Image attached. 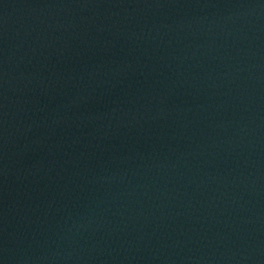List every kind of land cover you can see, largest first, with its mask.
I'll return each mask as SVG.
<instances>
[{
  "label": "water",
  "instance_id": "water-1",
  "mask_svg": "<svg viewBox=\"0 0 264 264\" xmlns=\"http://www.w3.org/2000/svg\"><path fill=\"white\" fill-rule=\"evenodd\" d=\"M38 264H264V0H150Z\"/></svg>",
  "mask_w": 264,
  "mask_h": 264
}]
</instances>
